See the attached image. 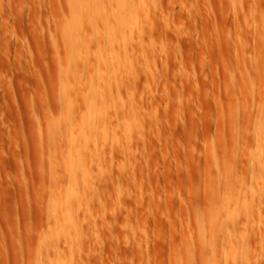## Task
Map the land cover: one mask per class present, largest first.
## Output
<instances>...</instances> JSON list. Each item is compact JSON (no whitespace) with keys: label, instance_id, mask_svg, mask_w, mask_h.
I'll return each mask as SVG.
<instances>
[{"label":"rangeland","instance_id":"374dc122","mask_svg":"<svg viewBox=\"0 0 264 264\" xmlns=\"http://www.w3.org/2000/svg\"><path fill=\"white\" fill-rule=\"evenodd\" d=\"M145 3L125 29L106 0L114 49L101 17L74 60L71 99L99 89L90 118L101 121L78 151L70 192L84 197L60 240L51 186L76 153L68 123L60 149L47 125L67 120L69 0H0V264H264V0ZM228 199L232 230H209Z\"/></svg>","mask_w":264,"mask_h":264},{"label":"bare ground","instance_id":"6f19581e","mask_svg":"<svg viewBox=\"0 0 264 264\" xmlns=\"http://www.w3.org/2000/svg\"><path fill=\"white\" fill-rule=\"evenodd\" d=\"M110 1H111L112 5H114L115 7L117 6L118 10H119V12L117 10L118 14L116 17L117 26L122 24L125 27V29H127V28L129 29L130 27H132L133 24H136V25L139 24L137 21L139 20V22H140V17L142 16V18H143L144 15L147 14V11H146L147 9L144 10L146 7L145 0H110ZM105 3H106V0H69L68 30L65 32V37H64L65 43H64V47H63L64 48L63 50L65 51V54H64V52H63V54L65 55L66 60H63V66L60 70V76H59L60 85H61L60 90H59V97H60L59 99L62 103V107L64 108L63 110H65L66 114L68 113L67 114V120L65 118H63L60 121L57 120V121H59L57 123H51L50 125L48 123L49 126L47 125V127H49L48 128L49 130H47V132L51 135V137H52L51 140H53L55 146L53 145V142H52V145L54 147H59V149H60L63 146L62 144L65 142L63 140V138L61 137L60 132H61L62 126H64V125L67 126V123H68L69 129L71 128V130H70L71 139L67 143L70 145L69 147L72 149V151H74L73 153L74 154L76 153V157L74 156V154L72 155L75 157L74 161L71 159V156H70V159L73 162H70V161L68 162L67 161L68 159L65 161L64 160L65 158L63 159L65 162L64 167H66L65 171H64L65 174H64L63 182L60 184L59 183L56 184L53 181L52 185L54 187L51 186V190L53 188V190L51 192L53 193L52 197L54 199V202L51 206L52 207V213L53 214L54 213L55 214L60 213L59 215L61 217V220L63 221V224L66 225V228L58 233L57 239H60L61 236L67 237L69 232L73 228L74 221L70 218V216L68 214V207H70V206H73V207L77 206L78 207L80 205L81 199L84 197L82 195V192H80V191L77 193L72 192V194L70 192L74 188L73 187L74 185L75 186L77 185L79 187L81 184V181L83 179V177L80 176V174H81V172L83 173L82 168H83L84 163H83V159L79 157L78 151L81 148V145L85 144V142H87L89 140L91 135L98 130L97 124H98V122L101 121V120H99L100 117L98 118V120H94V119L91 120V118H90L92 116L91 112H94V110L96 109L95 106L93 105L94 104L93 97L98 98V96H100V94H101L99 92V89H95L92 86H89L88 95H90V97L87 96V97L83 98L82 102L80 101V103H81L80 106H82V107H79L78 104H80V103H78L76 105V101H75V103H73L74 98L71 99V97L74 96L72 93L74 92L75 89H74V87L71 86L69 79H70V76H72V75L74 76V74H73V72H74L73 70L75 68V67L73 68V65L75 62L74 60L77 59V61H78L79 59H81V56L84 55V53H85L84 51H86V54H87V52H89V45L86 41V37L90 33H91L90 35L98 34V31H97L98 30L97 29L98 28L97 27L98 21L97 20L99 19V21H100L101 17H104L103 20H101V21H103V23L105 20L108 43L111 45V46L110 45L109 46L112 49H114L113 44H114V42H116L115 40L117 38H115L113 36V34L111 32V28L109 27L110 21H108V13L106 11V4ZM117 7H116V9H117ZM142 22H143V19H142ZM125 25H127L129 27H127ZM124 27H123V29H124ZM120 29H122V28H120ZM135 32H133V30H132L130 33L133 35V33H135ZM127 33L128 32H126V34ZM130 33H128V34H130ZM120 34H122V33H120ZM134 37H135V35H134ZM134 37L132 36L131 40ZM120 40H121V43H123L125 41V40L122 41V39H120ZM125 46H127V45H125ZM124 48H127V47H124ZM68 62L70 64V66L68 65ZM75 65H76V63H75ZM125 65H127L128 69L131 70L132 66H131L130 62L126 61ZM68 93H70L71 95H69ZM102 97H103V95H102ZM73 104H75L76 107L78 106L77 111L75 110V108H73ZM59 119H61V118H59ZM80 123H81L82 129L77 130L76 126H79ZM88 131H90V132H88ZM87 132L89 134L92 132L93 133L89 137V134ZM49 139H50V137H49ZM257 144L264 146L263 145L264 141L261 139H258V137H257ZM72 151H70V154H72ZM263 162L261 161L260 165H258V166L256 164H253V162H252L251 170L252 171L254 169L256 170V168H255L256 166L258 167L257 169H259V168L263 169L264 168ZM70 163H72V164H70ZM258 164H259V162H258ZM248 168H250V167H248ZM256 171H258V170H256ZM262 173H264L263 170H262ZM262 173L259 171V174H262ZM65 176H67V177H65ZM54 178H55V176H54ZM56 179H58L57 176H56ZM230 183L227 184V186L225 185V187L228 190L232 189L231 190V192H232L235 189V185L231 183L234 187L233 186L229 187L228 185H230ZM54 184H56V185H54ZM246 184H248V182ZM246 184L243 183L241 185H246ZM243 187H241V188H243ZM238 190L240 191L241 189L238 188ZM235 192L236 191H233L231 194L229 192H227V194H230L229 195L230 200L233 199L234 197H236V196L232 197V195ZM239 193H237V194H239ZM262 193H263V191H262ZM83 194H84V192H83ZM234 195H236V194H234ZM229 196H228V198H229ZM238 197H241V193H240V195H238ZM238 197H236L237 200L235 202L232 200L234 202L233 205L236 204V206H237V204L240 202V199ZM230 200L228 199V201H229L228 204L232 202V201L230 202ZM228 204H227V206H229V207H228V209L226 208L227 210L224 213L223 212L220 213L218 211L217 212L214 211V212H212V214L209 213L210 216L208 215L209 219L207 220L208 221L207 223H209L208 224L209 230H212L213 228H216L218 226L223 227L222 229H224V230L226 227L231 229L229 227L230 226L229 222L232 219V216L238 210L236 209V206L233 207L234 209H231V204H229V205ZM223 209L225 210L224 206H223ZM238 209H240V208L238 207ZM239 211H241V209ZM55 214H54V216L57 215V214L56 215ZM221 215H223V216L220 217ZM231 221L233 222V220H231ZM205 225H206V223H205Z\"/></svg>","mask_w":264,"mask_h":264}]
</instances>
